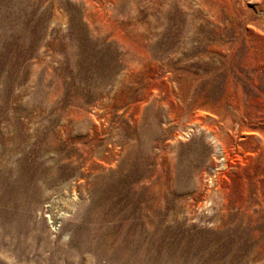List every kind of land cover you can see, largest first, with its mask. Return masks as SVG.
I'll list each match as a JSON object with an SVG mask.
<instances>
[{
  "label": "rangeland",
  "instance_id": "obj_1",
  "mask_svg": "<svg viewBox=\"0 0 264 264\" xmlns=\"http://www.w3.org/2000/svg\"><path fill=\"white\" fill-rule=\"evenodd\" d=\"M0 264H264V0H0Z\"/></svg>",
  "mask_w": 264,
  "mask_h": 264
}]
</instances>
